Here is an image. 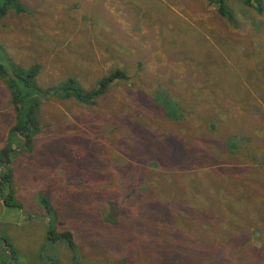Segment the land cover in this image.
<instances>
[{"label":"rangeland","instance_id":"rangeland-1","mask_svg":"<svg viewBox=\"0 0 264 264\" xmlns=\"http://www.w3.org/2000/svg\"><path fill=\"white\" fill-rule=\"evenodd\" d=\"M20 2L0 21L9 72L85 95L126 75L94 104L40 98L29 146L13 136L21 208L0 198V238L20 264H264V0H228L233 24L210 0ZM17 116L0 78V152Z\"/></svg>","mask_w":264,"mask_h":264},{"label":"trees","instance_id":"trees-1","mask_svg":"<svg viewBox=\"0 0 264 264\" xmlns=\"http://www.w3.org/2000/svg\"><path fill=\"white\" fill-rule=\"evenodd\" d=\"M257 1L259 3L257 9L262 10V0ZM210 2L217 6V11L223 18H226L230 23L233 22L234 17L232 10L227 6L228 0H210ZM243 3L244 5L252 6L253 0H243ZM10 10H15L18 14L26 11L20 0H0V21L7 16ZM4 59L5 53L2 48H0V78L4 80L9 89L14 111L15 113L17 112L18 116L16 124L11 129L8 140L9 142L0 152V169L4 168L3 171L0 170V198L6 207L21 208L20 203L16 199L15 190L11 186L13 181V172L12 170H8L7 167L11 165L10 151L13 149L12 144L15 142L14 137H24L26 139L25 141L17 142H24V147H27L30 144L29 141H31L32 136L38 131L37 109L41 104L40 98L43 97L47 99L53 96L61 99L73 98L80 104H92L95 99L103 96L107 92L109 86L113 82L116 80L126 79V75L120 70H117L116 72L103 77L99 81L97 89L88 95H85L82 89L76 86L73 79L68 80L61 87L41 89L38 87V77L40 76L42 70V66L40 64H36L30 69L11 66L9 72L4 66ZM208 77L210 78V75H208ZM212 83H221V81L216 78ZM35 92L39 93L41 96H35ZM211 97H213L212 93L210 94V98ZM36 99H38V101H36ZM164 103L165 106H169L167 110L170 113V118H183L184 116L182 115L186 112L187 117L193 115L191 118L193 121L194 112L190 109V107H187L185 109L186 111L183 112V109L180 106L184 103L183 101L176 100L173 97H165ZM209 103L213 112L222 108V106H219L214 98H211ZM206 118H209L207 123L208 125H212L213 128L217 126L215 116L207 115ZM191 165H194V163H191ZM5 189L7 190L6 192ZM59 234L60 235L53 236V242L67 241L70 245H72V233L63 232ZM4 249L11 253V260L14 264H20L17 250L10 242L8 243L7 240L0 238V254Z\"/></svg>","mask_w":264,"mask_h":264}]
</instances>
